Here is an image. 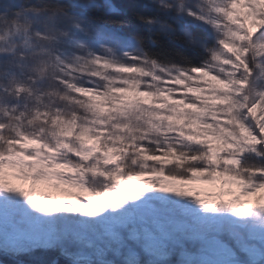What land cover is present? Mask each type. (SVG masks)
Here are the masks:
<instances>
[{"label": "snow or ice", "instance_id": "6c2138e0", "mask_svg": "<svg viewBox=\"0 0 264 264\" xmlns=\"http://www.w3.org/2000/svg\"><path fill=\"white\" fill-rule=\"evenodd\" d=\"M261 190L264 0H0V264H264Z\"/></svg>", "mask_w": 264, "mask_h": 264}, {"label": "rangeland", "instance_id": "374dc122", "mask_svg": "<svg viewBox=\"0 0 264 264\" xmlns=\"http://www.w3.org/2000/svg\"><path fill=\"white\" fill-rule=\"evenodd\" d=\"M241 10L243 11V9ZM125 95L133 96L135 95V93H126ZM142 98L148 99V100L151 99L149 97H142ZM12 183L15 184L16 186L24 187L25 189H28L29 187H31L30 182H26V181L12 180ZM189 187L199 190L202 193L205 191L219 192L222 190L219 181L213 184H207L201 181H196L195 183L189 185ZM229 190L232 192L233 195H239L240 190L239 188H237L236 185L225 184L223 186V191L228 192ZM40 193H45L48 195H55L62 200L74 202V195L76 194V190L75 189H64V188L53 189L48 185L38 184L35 187L34 196L39 198ZM79 194L84 195V196L88 195L87 193H79ZM258 197H261L260 203H264V190H261L260 192H257V193L240 196V200L241 202L244 203L246 207H252L256 203ZM222 198L225 200H228V199H231L232 197L229 195H224ZM45 203L47 202L45 201Z\"/></svg>", "mask_w": 264, "mask_h": 264}]
</instances>
